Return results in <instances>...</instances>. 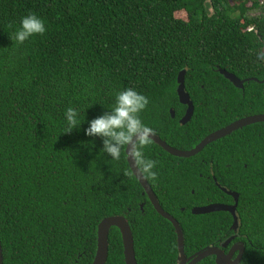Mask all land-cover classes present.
I'll use <instances>...</instances> for the list:
<instances>
[{"label": "trees", "instance_id": "16d2710c", "mask_svg": "<svg viewBox=\"0 0 264 264\" xmlns=\"http://www.w3.org/2000/svg\"><path fill=\"white\" fill-rule=\"evenodd\" d=\"M29 13L44 19L46 33L12 46L9 36ZM181 70L194 106L185 125L176 93ZM219 70L247 81L237 88ZM263 80L264 0H0L3 264H91L97 226L111 216L128 222L137 264H177L174 228L150 204L125 151L110 161L100 155L101 138L84 129L117 92L135 87L149 98L142 119L154 134L190 150L234 120L264 114ZM68 107L86 118L62 133ZM145 154L158 173L147 181L181 226L188 258L235 235L233 242L244 245L240 264H264V123L190 158L153 141ZM208 166L221 187L238 194L236 231L227 212L191 213L234 203L206 179ZM106 264H125L115 227ZM198 264H215L214 257Z\"/></svg>", "mask_w": 264, "mask_h": 264}, {"label": "water", "instance_id": "95a60500", "mask_svg": "<svg viewBox=\"0 0 264 264\" xmlns=\"http://www.w3.org/2000/svg\"><path fill=\"white\" fill-rule=\"evenodd\" d=\"M218 72L237 88H242L243 83L247 81V80H239L233 74H230L224 70H219ZM184 76H185V70H181L178 73L176 80L177 81L176 93H177L178 101L180 104L186 106L185 113L183 117L179 120V123L181 125L187 124L191 120L194 112L193 102L191 101L189 94L185 91ZM254 81L256 80L254 79ZM262 82H264V80ZM262 93L264 97V88ZM170 113H171V117H174V112L172 110H170ZM257 123H264V114H255L238 119L233 123L227 125L226 127L209 134L203 140H201L194 148L185 151L178 150L169 146L165 141L160 139L155 134L153 135L152 141L171 156L177 158H190L200 153L204 149V147L207 146L208 144L222 137H225L230 133L237 131L238 129ZM125 154H126L128 167L131 170L133 176L141 185L144 194L147 196L150 204L152 205L154 210L161 217L166 219L174 228V231L176 233V243H177V253H178L177 264H198L203 259L211 256L214 257L215 264H240L242 259V254L244 251L242 245L235 244L234 246H232V248L228 253H224V251L221 249V248H226L227 245L235 238V235L230 236L226 241L220 243L219 246L205 247L204 249L196 252L191 257L187 258L184 253V237L181 226L179 225V223L175 218H173L171 215H169L162 209L148 181L138 178L137 174L135 173V169L133 172L131 166V160L128 161L127 158L126 149H125ZM220 190L233 198L234 203L232 205L209 204L201 207H194L191 209V213L193 215H204L213 212H221V211L227 212L232 216L233 219V223L231 227L232 231H236L238 220L235 214V210L238 201V194L232 191H227L225 188L222 187H220ZM142 207L143 205L140 206L141 209ZM113 227L117 228L120 233L124 263L137 264L135 259L131 229L126 219L122 216L107 217L101 220L100 223L98 224L96 230V251L91 264H106L107 256H108V235L110 229ZM236 250H238V254L235 258H233ZM0 264H3L1 243H0Z\"/></svg>", "mask_w": 264, "mask_h": 264}, {"label": "clouds", "instance_id": "9594fccd", "mask_svg": "<svg viewBox=\"0 0 264 264\" xmlns=\"http://www.w3.org/2000/svg\"><path fill=\"white\" fill-rule=\"evenodd\" d=\"M46 31L44 19L35 13H29L20 19L19 26L9 39L12 46L23 45L35 36H43ZM149 103V98L135 87L125 88L115 94L114 104L106 108L107 111L103 114L89 120V126L84 129L86 136L101 138L100 155L107 154L111 157L110 161H119L126 149L133 172L135 169L138 178L145 181L156 180L158 176L157 161L149 159L145 154L154 135V130L142 119V113ZM81 111L76 107L65 110L66 127L62 133H69L82 125L86 117L84 115L83 121L81 120Z\"/></svg>", "mask_w": 264, "mask_h": 264}, {"label": "flooded vegetation", "instance_id": "af4514ba", "mask_svg": "<svg viewBox=\"0 0 264 264\" xmlns=\"http://www.w3.org/2000/svg\"><path fill=\"white\" fill-rule=\"evenodd\" d=\"M185 110H186V107H185ZM184 113H185V111H184ZM184 115V114H183ZM183 117V116H182ZM181 117V118H182ZM180 118V119H181ZM241 119V118H240ZM238 120V119H237ZM234 121H236V120H234ZM234 121H232L231 123H233ZM231 123H229V124H231ZM229 124H227V125H229ZM227 125H225V126H223V127H221L220 129H222V128H224V127H226ZM220 129H218V130H220ZM218 130H215V131H218ZM214 131V132H215ZM235 132V131H234ZM211 133H213V132H211ZM210 133V134H211ZM231 134V133H230ZM209 135V134H208ZM208 135H206V136H208ZM205 136V137H206ZM204 137V138H205ZM203 138V139H204ZM202 139V140H203ZM213 143V142H212ZM211 144V143H210ZM234 161H236L237 162V160H234ZM205 171L209 174V176H207L206 177V179L208 180V179H212L213 180V182H214V184L217 186V188H219L220 189V185L218 184V182H217V180H216V178L214 177V175H213V172H214V170L212 169V167H210V166H208V167H206L205 168ZM223 188V187H222ZM231 197V196H230ZM232 198V197H231ZM213 204H221V203H213ZM209 205V204H208ZM225 205H232L231 203L230 204H225ZM234 240V239H233ZM233 240L227 245V247L226 248H221L223 251H224V253H228L229 251H230V249L232 248V246H234L235 244H239V245H242V247H243V249H244V245H243V243L242 242H233ZM218 246H219V244H218ZM237 254H238V250H236V252L234 253V256H233V258H235L236 256H237ZM187 257V256H186ZM188 258V257H187Z\"/></svg>", "mask_w": 264, "mask_h": 264}, {"label": "rangeland", "instance_id": "374dc122", "mask_svg": "<svg viewBox=\"0 0 264 264\" xmlns=\"http://www.w3.org/2000/svg\"><path fill=\"white\" fill-rule=\"evenodd\" d=\"M177 16H179V18H182L184 20L186 19L185 14H183V13L177 14Z\"/></svg>", "mask_w": 264, "mask_h": 264}]
</instances>
